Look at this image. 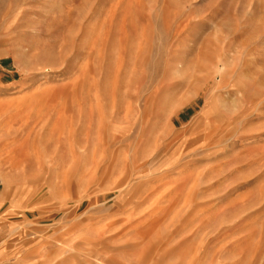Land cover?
I'll use <instances>...</instances> for the list:
<instances>
[{
    "label": "rangeland",
    "instance_id": "374dc122",
    "mask_svg": "<svg viewBox=\"0 0 264 264\" xmlns=\"http://www.w3.org/2000/svg\"><path fill=\"white\" fill-rule=\"evenodd\" d=\"M0 256L264 264V0H0Z\"/></svg>",
    "mask_w": 264,
    "mask_h": 264
},
{
    "label": "crops",
    "instance_id": "0c3cea01",
    "mask_svg": "<svg viewBox=\"0 0 264 264\" xmlns=\"http://www.w3.org/2000/svg\"><path fill=\"white\" fill-rule=\"evenodd\" d=\"M35 244V243H32V245ZM29 253L33 256L36 254V248H35V245L32 246V249L29 251ZM0 258L2 259V262L4 263H7V262H11L10 260L8 259H5L7 257H4V256H0ZM20 262H23V261H20Z\"/></svg>",
    "mask_w": 264,
    "mask_h": 264
}]
</instances>
